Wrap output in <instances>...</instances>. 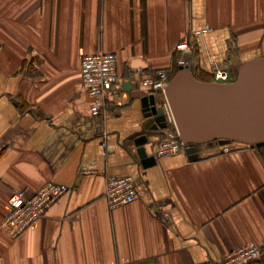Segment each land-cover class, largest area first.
<instances>
[{
    "label": "crops",
    "instance_id": "obj_1",
    "mask_svg": "<svg viewBox=\"0 0 264 264\" xmlns=\"http://www.w3.org/2000/svg\"><path fill=\"white\" fill-rule=\"evenodd\" d=\"M185 39L199 79L264 56V0H0V222L11 192L48 180L68 191L16 237L0 227V264H194L255 242L264 264V148L218 145L155 157L164 129L144 127V79L177 68ZM110 51L119 79L89 112L85 54ZM106 174L130 175L136 199L109 208Z\"/></svg>",
    "mask_w": 264,
    "mask_h": 264
},
{
    "label": "water",
    "instance_id": "obj_2",
    "mask_svg": "<svg viewBox=\"0 0 264 264\" xmlns=\"http://www.w3.org/2000/svg\"><path fill=\"white\" fill-rule=\"evenodd\" d=\"M164 98L188 160L198 159L199 149L215 142L264 148V56L244 59L230 81L198 79L191 66H179L164 87ZM141 108L145 128L167 126L165 105L154 93L141 97ZM148 139L143 133L134 140L142 166L155 161L147 153Z\"/></svg>",
    "mask_w": 264,
    "mask_h": 264
},
{
    "label": "built area",
    "instance_id": "obj_3",
    "mask_svg": "<svg viewBox=\"0 0 264 264\" xmlns=\"http://www.w3.org/2000/svg\"><path fill=\"white\" fill-rule=\"evenodd\" d=\"M175 49L181 53L177 59L178 65L188 63L187 56L190 47L183 39L175 45ZM212 76L215 80L226 81L232 77L231 68L211 65ZM81 83L84 89L92 97L89 107L91 114L103 111L110 99L113 88L119 79L117 71V58L110 51H97L85 54L80 60ZM170 78V70L157 69L154 75L146 77L145 83L150 92L163 94L165 85ZM168 120H172L166 105ZM185 146L177 134H169L159 140L154 155L167 157L184 151ZM237 148L235 143L223 144L220 150L223 153ZM68 191L64 184L48 180L36 189L22 188L11 192L8 203L9 208L3 216L0 227L10 236L16 237L35 220L41 218L48 206L58 200ZM137 192L134 180L130 175L106 174L104 197L109 208L127 204L136 199ZM261 252V246L255 242H248L234 247L223 254L218 261H205L194 264H248L255 260Z\"/></svg>",
    "mask_w": 264,
    "mask_h": 264
},
{
    "label": "trees",
    "instance_id": "obj_4",
    "mask_svg": "<svg viewBox=\"0 0 264 264\" xmlns=\"http://www.w3.org/2000/svg\"><path fill=\"white\" fill-rule=\"evenodd\" d=\"M177 71V68H174V70H173V72H172V74H174L175 72ZM196 76V75H195ZM197 77V76H196ZM198 78V77H197ZM199 79V78H198ZM210 79H212V76L210 77ZM209 79V80H210ZM205 80V79H204ZM171 125V124H170ZM172 132L174 133V129L172 128Z\"/></svg>",
    "mask_w": 264,
    "mask_h": 264
}]
</instances>
